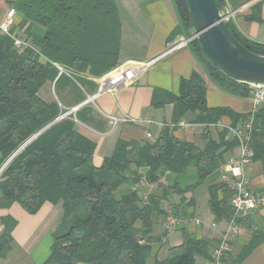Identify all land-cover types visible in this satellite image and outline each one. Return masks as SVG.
<instances>
[{"label": "trees", "instance_id": "obj_1", "mask_svg": "<svg viewBox=\"0 0 264 264\" xmlns=\"http://www.w3.org/2000/svg\"><path fill=\"white\" fill-rule=\"evenodd\" d=\"M181 26L187 36L192 31L186 0H173ZM248 0H228L232 6ZM22 18L11 34L33 47L21 51L13 39L0 32V167L30 137L57 117L86 99L85 93L98 77L113 69L119 51V19L114 0H10ZM223 11L225 0H215ZM257 2L249 20L261 21ZM43 28L35 33L33 26ZM237 39L249 51L264 55V45L241 35L228 21ZM191 48L210 77L223 89L248 95V85L233 82L207 59L196 39ZM56 66L63 69L59 74ZM87 73V75H85ZM53 85V93L50 86ZM47 88L51 97L46 99ZM94 90V89H92ZM205 84L193 71L180 81L177 95L167 96L173 103L174 120L187 112L194 123L212 124L223 114L239 119L226 108H209ZM53 94V95H52ZM77 121L88 124V108L53 122L12 157L0 173V209L16 203L29 214L44 203L61 202L62 215L52 231L50 254L42 264H146L150 254L152 214L159 199L140 202L137 190L121 187L128 178L140 179L138 169L146 167L145 180L157 183L166 173L195 168L199 182L214 172L234 142L223 135L208 140L200 149L192 142L177 139L167 127L153 141L117 140L113 151L93 163L95 143L78 130ZM252 160L260 161L264 174V108L254 114L251 133ZM167 191V189H166ZM218 191L222 197L218 198ZM209 208L216 219L228 220L233 214L231 191L223 184L208 187ZM0 257L6 255L16 221L1 218ZM264 242V230L253 233L250 242L237 255L226 254L224 264H241L251 250ZM206 242L183 232L180 245L168 249L167 259L158 264H194L195 256L210 259Z\"/></svg>", "mask_w": 264, "mask_h": 264}, {"label": "crops", "instance_id": "obj_2", "mask_svg": "<svg viewBox=\"0 0 264 264\" xmlns=\"http://www.w3.org/2000/svg\"><path fill=\"white\" fill-rule=\"evenodd\" d=\"M259 1L248 0L232 6L225 0L226 6L222 12L229 13L227 21L231 22L241 35L264 45V5L259 9L261 21L248 19L253 6ZM9 2L10 0H0V21L10 9H13ZM114 2L120 24L116 66L123 63L135 66L149 60H153V63L138 69L133 80L126 85L98 95L95 94L100 76L88 75V80L94 82L95 86L85 93V100L88 101L80 106L85 105L88 108V124L75 120L78 130L95 143L92 158L96 166L100 165L104 157L111 154L117 140L153 141L165 127L171 129L177 139L192 142L200 149L208 140L216 141L220 134L223 135L224 141L234 142V145L225 152L224 160L219 167L201 182L195 168L189 166L177 174L166 172L157 183H148L146 180L141 182V179L136 181L130 177L121 187L125 190L136 186L141 203H145L144 196L147 199L155 196L160 201L158 210L152 214L153 224L149 239L152 241L151 251L145 261L146 264L165 261L168 249L182 243L184 231L196 239L205 240L206 252L210 255V259L195 256L194 264H212L213 249L220 234L226 229L228 220L216 219L211 212L208 204V187L221 183L228 188L220 177L219 169L230 157L239 155V146L236 140L224 139L226 132L232 128L239 129L247 119H253L257 110L264 108V100L258 106H254V90L242 96L230 93L219 86L206 72L189 41L169 50L172 44L188 37L181 26L173 0H114ZM21 18L22 16L15 12L14 24L19 23ZM32 30L37 34L43 32V28L37 25L33 26ZM193 71L204 81L206 105L209 108H226L234 115H238L239 119L234 120L231 115L223 114L217 122L205 125L194 123V114L187 112L174 120L173 103L168 101L167 96L177 95L181 79L189 77ZM43 93L46 99L51 97L47 88ZM107 116L116 118L126 116L129 121L118 120L112 125ZM80 127L85 128L88 133H84ZM146 133L151 137H146ZM146 171V167L138 169L139 174H145ZM246 175L251 192L263 194L264 174L260 161L252 160L246 168ZM217 194L218 198L222 197L221 191ZM168 207L172 208L180 219V223L171 230L165 227L164 208ZM61 215V202L44 203L34 214L27 213L16 203L8 208H1L0 233L3 230L2 217H12L16 225L11 231L12 241L9 250L5 256L0 257V264H42L50 254L53 243L52 231ZM194 218L200 223L197 225L192 223L190 220ZM236 225L237 231L230 241L227 253L230 255H237L240 249L250 242L253 233L264 230V206L252 213L240 214L236 218ZM242 260L241 264H264V242L255 245Z\"/></svg>", "mask_w": 264, "mask_h": 264}, {"label": "built area", "instance_id": "obj_3", "mask_svg": "<svg viewBox=\"0 0 264 264\" xmlns=\"http://www.w3.org/2000/svg\"><path fill=\"white\" fill-rule=\"evenodd\" d=\"M14 9H10L3 20L0 21V32L2 34L8 35L13 39V47L19 51L25 48H31L29 42L20 38L18 36H13L11 28L13 25V16ZM228 16L226 17V19ZM191 38H184L181 41H178L170 49L177 48L178 46L183 45L185 42L191 41ZM33 48V47H32ZM153 63V60L146 62H140L135 66H132L128 63L120 64L114 67L112 70L108 71L106 74L102 75L98 79V87L95 95H98L102 92H112L117 90L121 86L126 85L131 80H133L136 72L141 67L149 66ZM59 70V74L63 72V69L59 66H56ZM253 104L258 106L261 101L264 100V89H255L253 93ZM94 95V96H95ZM82 104L73 106L60 115L59 118H63L68 114H73L80 108ZM110 124L114 125L118 120L129 121V119L124 116L123 118H116L115 116H107ZM74 120H76L74 118ZM252 122L253 119H247L244 124L239 129H229L226 132L225 138L228 141L236 140L239 146V155L236 157H230L224 166L220 167V177L224 184L231 190L232 196L230 203L233 208V214L227 221L226 229L220 234L218 243L212 252V264H222V258L228 253L230 241L232 240L233 235L237 231L236 218L242 214L246 215L252 213L264 206V193L255 194L251 192L248 187V178L246 175V168L248 164L252 161L253 151L251 149V133H252ZM146 137L150 138V134L146 133ZM141 182L145 181V174H140ZM133 190H137L136 186L132 187ZM144 202L147 201L146 196L143 197ZM165 214V227L167 230L173 229L177 224H179L180 219L174 214L172 208H164ZM194 224H199L197 218L190 220ZM214 226V224H213Z\"/></svg>", "mask_w": 264, "mask_h": 264}, {"label": "water", "instance_id": "obj_4", "mask_svg": "<svg viewBox=\"0 0 264 264\" xmlns=\"http://www.w3.org/2000/svg\"><path fill=\"white\" fill-rule=\"evenodd\" d=\"M192 31L187 38L196 39L210 63L233 82L264 89V55L246 49L231 32L226 17L215 0H186ZM87 100L80 104L85 103ZM60 119L57 117L53 122ZM51 122L48 126H50ZM33 134L3 164L6 165L20 148L44 129Z\"/></svg>", "mask_w": 264, "mask_h": 264}, {"label": "rangeland", "instance_id": "obj_5", "mask_svg": "<svg viewBox=\"0 0 264 264\" xmlns=\"http://www.w3.org/2000/svg\"><path fill=\"white\" fill-rule=\"evenodd\" d=\"M111 70H112V69H111ZM100 77H101V76H100ZM50 91H51V93H53V85L50 86ZM69 110H70V109H69ZM67 111H68V110H67ZM80 129H81L84 133H88V131H87L85 128H83V127L81 128V127H80ZM23 147H24V146H23ZM23 147H22V148H23ZM22 148H20V149H22ZM19 151H20V150H19ZM6 165H7V164H6ZM6 165H4V166L2 165V166L0 167V173L2 172V170L4 169V167H5Z\"/></svg>", "mask_w": 264, "mask_h": 264}]
</instances>
